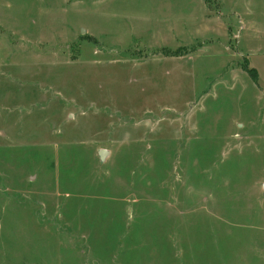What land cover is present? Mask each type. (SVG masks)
<instances>
[{
	"label": "rangeland",
	"instance_id": "374dc122",
	"mask_svg": "<svg viewBox=\"0 0 264 264\" xmlns=\"http://www.w3.org/2000/svg\"><path fill=\"white\" fill-rule=\"evenodd\" d=\"M203 1L0 0V264H264V0Z\"/></svg>",
	"mask_w": 264,
	"mask_h": 264
},
{
	"label": "crops",
	"instance_id": "0c3cea01",
	"mask_svg": "<svg viewBox=\"0 0 264 264\" xmlns=\"http://www.w3.org/2000/svg\"><path fill=\"white\" fill-rule=\"evenodd\" d=\"M136 1L137 0H129V2H132V3L136 2ZM196 1H197V3H196ZM194 2L200 6V8H201V15H202V18L203 19L202 20H197V21L195 20V23L193 22L194 20L191 19L189 21V27H187V25H188L187 22H184L183 23V19H181V20H175L174 23L173 22H170L168 24L164 23V19H160L157 23H155V22H153V21H151L149 19V15H147V14L145 15V17L143 16V14H141V16L137 18V20L138 21H141V23H142L141 26H142L143 32H145L147 34L150 33L151 29H153L155 27H159L160 25H162L158 29H160V30L163 29L165 32L164 31H161L159 33V35H160L159 38L156 39L155 42L157 40L160 41V39H162L161 36L163 35V33H167V34L170 35V36L168 35V39H171L172 41H173V38H174L175 41L180 40V43H181L180 44V48L181 49L184 48L183 47L184 45H185V48H186V47H188L187 46L188 43L187 44H184L183 43V42H186V41H182V38H183L182 36H184L190 30H191V32L194 31L195 29L197 30L199 25L200 26L203 25L202 23L205 24V22H203V21H205V17H206V10H207V7H205L206 3L203 0H194ZM174 18H176V16H174ZM147 23H149V24L152 23L153 24L152 28L146 27V24ZM183 24L185 26H183ZM209 24H211V23H209ZM221 24H223L222 21H221ZM191 25H192V27H191ZM134 30H135V27H134ZM154 33L155 34H158L156 31ZM154 36L155 35L151 34L150 41H154ZM150 41L148 42V44H150ZM229 41L230 40H226L225 38H223L222 41H220V42L222 43L224 50L226 52H228V53H231L230 48L228 47V44H227V43H229ZM165 43H164V45H165ZM211 43L212 44H215L216 42H211ZM211 43H209V44H211ZM171 49H173V48H171ZM221 53H223V49L222 50L220 49V56H223ZM191 58H193V57H191ZM183 62H184V60L180 59L179 61L176 60V63L175 64H177L179 66H182V73L185 74ZM231 65H232L231 62H227L224 65V67H226L227 69L223 70L224 72L221 71L222 74H219L218 76H215L216 79L212 82L213 84L210 85L212 88L214 87L215 89L219 90V88H222L223 86L230 87L231 85L233 86V84L236 83L238 80H241L246 85L252 83L253 81L254 82L255 81L258 82V80H259L258 72L254 68H252V69H254L253 71H255V73L254 74L253 73L251 74L248 71L249 68H247V67H238V68H236V67H232ZM252 69H249V70H252ZM251 79L253 81H251ZM194 83L195 82H193L192 85H194ZM196 88H197V86H196ZM209 93H211V91L201 92L200 94L207 95ZM225 189H227V187H224V185H223V186H220V188L218 189V191H222L223 192V191H225ZM220 195L221 194H218V196H220Z\"/></svg>",
	"mask_w": 264,
	"mask_h": 264
},
{
	"label": "water",
	"instance_id": "95a60500",
	"mask_svg": "<svg viewBox=\"0 0 264 264\" xmlns=\"http://www.w3.org/2000/svg\"><path fill=\"white\" fill-rule=\"evenodd\" d=\"M109 155V151L102 149L99 152V158H101V161H105L106 160V156Z\"/></svg>",
	"mask_w": 264,
	"mask_h": 264
},
{
	"label": "trees",
	"instance_id": "16d2710c",
	"mask_svg": "<svg viewBox=\"0 0 264 264\" xmlns=\"http://www.w3.org/2000/svg\"><path fill=\"white\" fill-rule=\"evenodd\" d=\"M253 70H254V69H252V70H249V69H248V71H249L251 74H252V73H253V74L255 73V71H253Z\"/></svg>",
	"mask_w": 264,
	"mask_h": 264
}]
</instances>
